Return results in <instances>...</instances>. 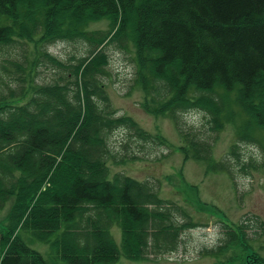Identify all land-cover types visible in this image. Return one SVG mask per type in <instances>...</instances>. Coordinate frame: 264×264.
I'll return each mask as SVG.
<instances>
[{
	"label": "trees",
	"instance_id": "obj_1",
	"mask_svg": "<svg viewBox=\"0 0 264 264\" xmlns=\"http://www.w3.org/2000/svg\"><path fill=\"white\" fill-rule=\"evenodd\" d=\"M101 21L107 31L88 29ZM56 42L71 52H48ZM109 46L134 51L143 107L174 120L184 158L233 177V162L247 175L264 167L255 135L264 130V0H0V210L11 204L0 264L187 252L198 224L184 207L160 197L155 180L111 177L110 159L135 161L169 143L118 115L105 81ZM188 113L202 117L198 130L184 126ZM227 124L236 137L224 166L212 153ZM255 145L262 156L245 157L241 147ZM223 224L228 239L203 254L234 247L241 264H264L247 224Z\"/></svg>",
	"mask_w": 264,
	"mask_h": 264
},
{
	"label": "rangeland",
	"instance_id": "obj_2",
	"mask_svg": "<svg viewBox=\"0 0 264 264\" xmlns=\"http://www.w3.org/2000/svg\"><path fill=\"white\" fill-rule=\"evenodd\" d=\"M88 29L107 31L108 25L101 21L89 25ZM47 48L56 56H66L71 52V48L63 42L49 44ZM107 50L110 66L105 81L113 106L119 115L132 117L145 130L169 143L168 148L150 146L153 148L149 156L136 161L116 162L110 159L111 177L115 173H123L139 181L157 180L160 197L185 207L198 224L188 232L187 252L150 256L137 261L121 258L118 264H241L239 259H235L241 256V252L234 247L216 250L213 255L202 253L205 249H218L226 242L228 230L223 223L238 225L240 222L248 226L245 232L251 246L264 256V167L258 171L251 170L247 175L242 166L233 162V177L224 169H210L206 162L184 158L180 150L184 142L174 120L167 116H154L143 107L146 97L134 80V51L126 55L113 46ZM181 119L185 127L194 130L202 124V117L196 113L184 114ZM255 135L260 142H264V130L255 132ZM235 137V126L227 124L213 146L212 160L215 163H224V166L231 163L228 158L233 159L230 151ZM241 149L245 157L262 156L257 145ZM10 211V203L0 210V227L8 225ZM112 234L121 246L120 228L113 227ZM38 247L46 251L45 246Z\"/></svg>",
	"mask_w": 264,
	"mask_h": 264
}]
</instances>
